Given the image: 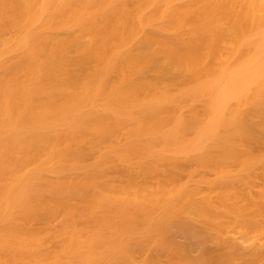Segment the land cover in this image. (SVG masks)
I'll return each instance as SVG.
<instances>
[{
    "label": "bare ground",
    "instance_id": "6f19581e",
    "mask_svg": "<svg viewBox=\"0 0 264 264\" xmlns=\"http://www.w3.org/2000/svg\"><path fill=\"white\" fill-rule=\"evenodd\" d=\"M0 264H264V0H0Z\"/></svg>",
    "mask_w": 264,
    "mask_h": 264
},
{
    "label": "rangeland",
    "instance_id": "374dc122",
    "mask_svg": "<svg viewBox=\"0 0 264 264\" xmlns=\"http://www.w3.org/2000/svg\"><path fill=\"white\" fill-rule=\"evenodd\" d=\"M146 10L147 9H145L144 11H143V14L144 13H146ZM185 97V96H184ZM183 97V98H184ZM187 97V96H186ZM195 98V97H194ZM181 99V98H180ZM186 100V99H185ZM181 101H182V99L181 100H179L178 102L181 104ZM189 102V101H188ZM184 103V102H183ZM187 103V102H186ZM185 103V104H186ZM133 114H136L135 112H133ZM135 115H133V117H134ZM136 118H138L137 116H135ZM182 127V126H181ZM187 127V126H186ZM180 127H176L175 128V130H173L172 129V132L171 133H169V128L168 127H165L164 128V130H162V132H161V130L159 131L161 134L163 133V137L161 136L160 137V135H159V137L162 139V141L164 142V144L167 142L168 144L170 143V145H168V144H165V145H167L168 147H167V150H165V151H168L167 153L168 154H166L167 156H169V151L171 152V153H173V152H175V153H177V152H179V153H177L178 155H177V157H178V159H179V161H180V163H181V165H183V167L184 168H190V169H192L193 170V175H194V178H198V177H204L203 175H201V173L202 174H204L203 173V170H205V169H202V168H200V167H196L195 165H194V163H195V161L193 160V154H192V152L190 151V149H191V145H189L190 143H188V145L186 144L185 145V142H187L188 140H186L185 138H183L182 137V131H184V129L181 131V129H179ZM188 128V127H187ZM186 128V129H187ZM192 130V129H191ZM187 132H185V135H187L186 133H188V131L190 132V128L188 129V130H186ZM155 133V132H154ZM165 133V134H164ZM191 134H190V136H192V137H189L190 138V141L191 142H194V140H195V133H194V131L192 130V132H190ZM156 134H157V132H156ZM155 134V135H156ZM154 135V136H155ZM164 135H167V136H164ZM170 135V136H169ZM156 136H158V135H156ZM155 136V137H156ZM155 137H151V139H150V142H152L154 145H155V143H156V145H157V142L156 141H160V140H158V139H160V138H155ZM164 137H166L165 138V141H164ZM185 137V136H184ZM167 138H169V142L166 140ZM191 138H192V140H191ZM183 139H185V141H183ZM161 141V142H162ZM171 141V142H170ZM183 141V142H182ZM160 142V143H161ZM159 143V142H158ZM164 144L163 145H161V146H164ZM148 145H151V144H148ZM147 145V146H148ZM155 145V146H156ZM159 145V144H158ZM185 145V146H184ZM151 146H153V145H151ZM146 147V146H145ZM154 147V146H153ZM188 147H189V149H188ZM152 148V147H151ZM150 148V149H151ZM156 148V147H155ZM159 148V147H158ZM162 148V147H161ZM168 148L170 149V150H168ZM187 148V149H186ZM164 149V148H163ZM166 149V148H165ZM173 149H175V150H173ZM181 149V150H180ZM152 150H154L155 151V149H152ZM158 150V149H157ZM156 150V151H157ZM173 150V151H172ZM151 151V150H150ZM149 150L147 151V152H150ZM161 151L163 152V150L161 149ZM164 151V152H165ZM177 151V152H176ZM202 151H204V150H202ZM145 152H146V150H145ZM150 153H153V152H150ZM150 153H148L149 154V156H150ZM158 153H159V150H158ZM166 153V152H165ZM170 153V154H171ZM147 154V155H148ZM157 154V153H156ZM160 154V153H159ZM155 155V154H154ZM162 155H163V153H162ZM166 155H164L165 157H166ZM151 156H153L152 154H151ZM156 156H158V155H156ZM155 156V157H156ZM171 156V155H170ZM180 156H182V157H180ZM183 156L185 157V158H183ZM186 156H188V159H186ZM154 157V156H153ZM150 158V157H149ZM159 158V157H158ZM182 158V159H181ZM190 158V159H189ZM154 159V158H153ZM156 159V158H155ZM183 159H185V160H183ZM135 160H137V159H135ZM134 159H130L128 162L130 163V161H134V162H136ZM149 160H151V159H149ZM161 160H163V158L161 159ZM161 160H159V161H161ZM188 160H191V161H188ZM138 161V160H137ZM143 161V160H142ZM144 161H146V160H144ZM184 161H186V162H188L189 164H187V165H185L186 163L184 162ZM146 162H148V160L146 161ZM155 162H156V160H155ZM154 162V160H153V162H152V164L154 163L155 164V166L156 165H158L157 163H155ZM157 162H158V159H157ZM164 162V161H163ZM162 162V163H163ZM185 164H184V163ZM138 163H140V162H138ZM161 163V162H160ZM161 163V164H162ZM166 163V162H165ZM112 164V163H111ZM135 164V163H134ZM113 165L115 166L116 165V167L115 168H118V165L116 164V163H113ZM111 166V168H114V166L112 167V165H110ZM164 166V165H163ZM163 166H161V167H163ZM161 167H159V168H161ZM167 167V166H166ZM165 167V169H167ZM234 167H236V166H234ZM164 168V167H163ZM162 168V170L163 171H167V170H165V169H163ZM233 168V167H232ZM235 169V168H234ZM111 170V169H110ZM113 170V169H112ZM117 170V169H116ZM161 171V170H160ZM169 171V170H168ZM167 171V172H168ZM233 171H237V167H236V170H233ZM167 172H165V174L164 175H166V173ZM186 171H183V172H181V173H185ZM205 173H208L209 171H207V170H205L204 171ZM159 173H162V172H159ZM212 175L213 176V174L211 173V171H210V173H209V175ZM204 175H206V174H204ZM208 175V174H207ZM208 175V176H209ZM212 176H210V178L212 177ZM205 177H207V176H205ZM207 178H209V177H207ZM171 228V227H170ZM170 228L166 231V236H165V238L167 237V239L168 240H173V239H176V236H174V235H176V234H173L172 235V233H174V227H172V230H174V231H170ZM178 229V228H177ZM176 229V232L178 231ZM171 238V239H170ZM221 246H223V244H221V245H217V242L216 241H211V242H209V243H207L206 244V248H207V250H209L210 252H212L213 254H214V252L215 253H217L218 252V250H221L222 249V247Z\"/></svg>",
    "mask_w": 264,
    "mask_h": 264
}]
</instances>
